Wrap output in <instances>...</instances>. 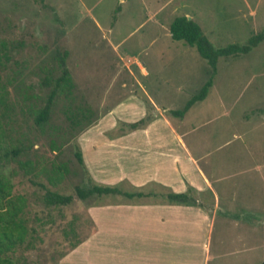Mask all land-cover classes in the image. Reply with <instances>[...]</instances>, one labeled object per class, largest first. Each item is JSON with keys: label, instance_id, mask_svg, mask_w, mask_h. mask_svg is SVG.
<instances>
[{"label": "rangeland", "instance_id": "rangeland-1", "mask_svg": "<svg viewBox=\"0 0 264 264\" xmlns=\"http://www.w3.org/2000/svg\"><path fill=\"white\" fill-rule=\"evenodd\" d=\"M155 10L161 29L145 21ZM176 16L191 17L215 48L243 44L264 29V0H0V40L6 45L0 92L11 109L0 118V144L21 148L0 167V212L16 209L12 234L19 237L11 257L17 264H59L91 230L88 205L125 200L114 194L74 197L55 207L45 204L43 194L73 195V187H87L89 179L109 184L113 170L119 171L115 159L122 169L123 152L111 158L108 148L134 139L124 141L117 127L122 119L113 111L127 95L136 105L125 103L124 113L137 106L142 115L161 118L166 131V139L144 137V143L185 145L211 183L213 193L189 192L196 206L208 214L215 210L206 264L264 260V32L247 53L217 57L211 75L194 47L167 36ZM149 28L152 42L150 33L145 36ZM57 54L72 88L54 96L47 121L36 126L33 114L52 87L46 77L58 74ZM209 77L203 99L181 118L173 115ZM157 86L163 95L148 101L144 91ZM74 106L87 110L90 124L70 127L65 110ZM74 144L87 173L73 156ZM116 186L131 189L123 181Z\"/></svg>", "mask_w": 264, "mask_h": 264}, {"label": "crops", "instance_id": "crops-1", "mask_svg": "<svg viewBox=\"0 0 264 264\" xmlns=\"http://www.w3.org/2000/svg\"><path fill=\"white\" fill-rule=\"evenodd\" d=\"M157 11L149 13L145 21H152L151 28L161 29L163 22L155 18ZM151 28L145 32V36L150 33V42L154 39ZM154 88L155 93L144 91L148 101L154 102L155 96L163 95L158 86ZM134 99L133 95H127L117 103L113 111L123 120H118L117 127L119 122L130 123L144 116L137 106V111L124 113L125 103L136 105ZM154 118L141 128L120 129L125 133L124 141L134 136L138 142H132L133 139L108 148L111 158L123 152V167L115 159L119 171L113 170L108 183L117 185L123 181L131 188L128 192L141 191L145 195L88 205L91 230L61 256L59 264H206L215 210L208 214L196 205L169 203L164 194L205 188L213 193V188L185 145L168 139L169 143L164 145L144 143V137L163 140L167 137L161 118ZM155 186L161 191L149 189Z\"/></svg>", "mask_w": 264, "mask_h": 264}, {"label": "trees", "instance_id": "trees-1", "mask_svg": "<svg viewBox=\"0 0 264 264\" xmlns=\"http://www.w3.org/2000/svg\"><path fill=\"white\" fill-rule=\"evenodd\" d=\"M168 30L170 33V37L173 40H181L185 44L196 49L197 53L209 64L211 68V75L215 71L217 57L247 53L262 39L264 32V29H262L258 33L251 35L243 44L232 43L224 47L215 48L203 35L198 24H196L193 20L186 18L185 16L174 17L168 25ZM2 58H6V45L2 40H0V70L2 65ZM56 59L58 61V74H56L55 76H49L48 78L46 77V79L52 81V87L50 88L44 103L34 112L32 117L33 124L36 126H40L47 121L54 96L60 92L65 94L69 93L72 88L71 78L68 69L64 65L63 55L57 54ZM210 85L211 77H209L201 85L198 91L186 101L181 109L172 110V114L181 116L193 103L203 99ZM10 110V107L4 99L3 93L0 92V118L1 116H6L7 112H9ZM65 113V117L70 127L75 128L78 125H81L83 121L84 124H82L81 127L87 126L91 123V120H89L88 117L87 110L79 106L68 107L65 110ZM150 120L151 116L146 113L143 117L134 122H119L118 128H125L126 130L130 131L143 127ZM3 132L4 128H1L0 124V133L3 134ZM20 149L21 148L17 147H2V145L0 144V167H2L1 164H3L4 161L14 160V157L19 153ZM73 156L77 164L83 169L85 173H87L82 160L81 151L77 144H74ZM89 181L90 184L87 187L75 185L73 187V195L61 194L53 190L45 189L43 194L44 202L47 206L59 207L68 205L74 199V197L78 200L84 201L86 199H89L90 197H99L101 195L108 194H117L127 198L145 195L141 191L128 192L121 190L119 187L113 184L95 183L90 179ZM2 196L3 184L2 177L0 175V198ZM164 198L169 203L197 205L196 200L190 195L188 190L185 192H166L164 194ZM15 215L16 209L14 206H7L4 212H0V264H17L11 257L13 245L19 237V234H17L16 236H13L12 234V229L15 228L14 225L16 224L13 221ZM80 241L73 243L70 249L75 247ZM64 254L65 253H63L62 255ZM256 264H264V260Z\"/></svg>", "mask_w": 264, "mask_h": 264}]
</instances>
